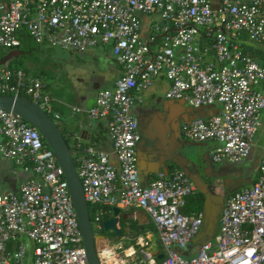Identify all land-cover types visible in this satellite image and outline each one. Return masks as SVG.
Wrapping results in <instances>:
<instances>
[{
    "label": "built area",
    "instance_id": "1",
    "mask_svg": "<svg viewBox=\"0 0 264 264\" xmlns=\"http://www.w3.org/2000/svg\"><path fill=\"white\" fill-rule=\"evenodd\" d=\"M20 28L37 44L65 51L108 46L122 68L113 88L99 91L86 111L90 119L106 120L119 166L90 147L76 166L100 264H159V255L163 264H264V155L256 181L227 198L219 233L186 257L180 252L204 224L201 215L182 213L196 186L182 172L141 184L142 134L132 113L137 95L164 74L167 100L219 108L194 118L186 138L216 142L210 152L215 162L246 159L264 110V58L244 54L237 37L264 48V0H221L217 6L209 0H0V95L25 97L59 119L42 80L2 59L19 44ZM0 156L10 162L5 178L15 177L17 188L0 192V264H89L63 170L37 129L13 111L0 110ZM115 207L148 214L162 249L149 253L142 239L126 248L110 239L103 224Z\"/></svg>",
    "mask_w": 264,
    "mask_h": 264
},
{
    "label": "crops",
    "instance_id": "2",
    "mask_svg": "<svg viewBox=\"0 0 264 264\" xmlns=\"http://www.w3.org/2000/svg\"><path fill=\"white\" fill-rule=\"evenodd\" d=\"M220 1L209 0L212 6H217ZM147 20L148 18L142 19L144 37L148 34ZM44 45L46 56V51H49L52 46ZM65 52L91 58L95 69L84 63L72 64L73 66L70 63L66 71L64 68L61 70L64 74L62 80L66 81L64 83L69 86L70 93L65 98L60 92L56 98L53 96V102L63 107V119L60 121L63 129L71 143L105 152L111 165L118 167L106 120L90 119L86 111L95 106L99 91L113 88L115 81L122 75V68L115 62L111 52L105 50V47ZM58 71L60 70L55 72ZM59 74L57 73V76ZM54 81H51L52 89ZM169 87V81L164 74H161L150 88L137 95L132 107V113L138 121L142 134L137 147L138 178L141 184L146 186L160 173L170 177L175 172H182L195 184L194 194L199 193L204 197L198 213L190 208L187 211V215H201L204 220L203 226L189 247L180 252L189 257L195 255L201 245L208 243L219 233L220 217L227 198L235 191L249 187L256 181L264 155V110L261 112V126L253 139L250 155L238 162H230L226 159L215 162L210 157V152L217 148L218 144L213 141L203 143L189 141L185 136V128L196 117L207 118L217 114L219 108L212 106L193 109L181 101L167 100L165 95ZM72 108H80L81 112H73ZM9 173L8 166L3 168L0 165V178L3 176L5 178ZM119 209L118 228L121 234L115 235L108 232L110 239L121 241L125 248L130 242L142 239L147 242L146 250L149 253L160 251L158 246L161 243L156 231L147 228L153 225L149 215L135 207ZM122 222L131 223L140 233L135 237L130 232L129 225L122 226ZM128 234L132 236L127 237ZM159 256L156 260L160 258Z\"/></svg>",
    "mask_w": 264,
    "mask_h": 264
},
{
    "label": "water",
    "instance_id": "3",
    "mask_svg": "<svg viewBox=\"0 0 264 264\" xmlns=\"http://www.w3.org/2000/svg\"><path fill=\"white\" fill-rule=\"evenodd\" d=\"M0 110L13 111L21 116L30 126L37 129L42 138L48 143L64 173L71 201L77 215L87 261L89 264H100L89 206L84 197L82 183L77 174L72 152L62 130L39 106L22 96L0 95ZM6 182L11 191H17L15 177L6 178ZM119 212L120 209L115 207L114 217L103 224L105 231L115 235L121 234V230L118 228ZM159 257L162 258L163 255Z\"/></svg>",
    "mask_w": 264,
    "mask_h": 264
},
{
    "label": "trees",
    "instance_id": "4",
    "mask_svg": "<svg viewBox=\"0 0 264 264\" xmlns=\"http://www.w3.org/2000/svg\"><path fill=\"white\" fill-rule=\"evenodd\" d=\"M17 39L19 41V44L17 46L11 47L4 52H2V59L4 62H6V66L9 68H19L23 70L25 73L35 76L38 78H41L44 82V89L48 93L52 91V84L51 81L48 80L49 74L52 73L50 71V67H52V63L50 62V51L47 52V57H45L44 52L46 48H44L45 45L37 44L36 41L33 39V37L30 35V33L25 28H20L17 32ZM161 35L157 37V41L160 42ZM238 43H240V47L243 49L244 54L249 55L252 58L256 59H262L264 58V48L251 43L248 41L246 36L241 35L237 37ZM235 41V42H237ZM209 43H213V39L209 38ZM42 59L41 60V58ZM43 61V62H42ZM25 62V63H23ZM51 94V93H50ZM52 106L54 111L60 113L59 119L53 118L51 115L50 117L56 122L58 127L62 130L66 141L70 147V150L72 152L75 165L77 166V159L82 156L84 149L86 146L77 145L71 143L69 137L65 133V130L63 129V126L61 124V120L63 119V107L59 106L56 102H52ZM6 177V176H5ZM9 186L6 182V178L4 176L0 178V192L2 189H7ZM10 190V188H8ZM204 201V197L201 194H193L186 198V204L182 208V213L188 214L187 211L190 209H194L197 213L200 211L202 204ZM110 212H113V209L109 210ZM109 219L108 216H105V220ZM122 226L129 225L130 232L134 234L136 237L138 232L137 228L133 226L131 223L125 222L121 223ZM148 230L156 231L155 226L150 225L147 227ZM159 249H162L161 244L158 246ZM157 262L159 264H163L164 258H157Z\"/></svg>",
    "mask_w": 264,
    "mask_h": 264
},
{
    "label": "rangeland",
    "instance_id": "5",
    "mask_svg": "<svg viewBox=\"0 0 264 264\" xmlns=\"http://www.w3.org/2000/svg\"><path fill=\"white\" fill-rule=\"evenodd\" d=\"M105 50L109 52V47L108 46L105 47ZM49 51H50V62L52 63V65H51L52 67H50V71L52 73L49 74L48 80L49 81L55 80V81H54L53 89H52V91L48 92V95H50V97L52 99H54V97L56 98V96H59L60 92H61V95L66 98L68 96V94L70 93V89H69V86L64 83L66 81L62 80L64 78V74H63V71H61V70L64 68L65 69L64 71H66L67 70L66 68L70 67L69 66L70 63H71V65L84 63V64L90 65L93 69H95L94 63L91 60V58H88L85 55L84 56H82V55H80V56L79 55H71V54H68L67 52H65L59 48L51 47ZM45 57H47V56H45ZM44 58H41V60ZM23 63H25V62H23ZM57 70H60V71L55 72ZM57 73L58 74L62 73V74H59L57 76ZM55 77L57 79H55ZM42 82H43V80H42ZM54 91H55V93H54ZM0 165L3 166V168H6V166H10V162H8L7 160H4L0 156ZM131 236H132L131 234H128L127 237H131ZM125 244L126 245L128 244L127 241H125Z\"/></svg>",
    "mask_w": 264,
    "mask_h": 264
}]
</instances>
